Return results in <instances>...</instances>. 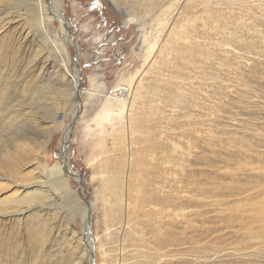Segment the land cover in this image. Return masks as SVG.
<instances>
[{"label":"rangeland","instance_id":"374dc122","mask_svg":"<svg viewBox=\"0 0 264 264\" xmlns=\"http://www.w3.org/2000/svg\"><path fill=\"white\" fill-rule=\"evenodd\" d=\"M117 1L124 12L111 0H63L69 41L55 19L80 94L40 69L33 43L11 58L1 52L12 75L4 96L23 110L21 126L34 144L43 127L52 132L45 149L16 167L33 177L35 167L65 162L79 175L82 182L66 172L82 196L83 188L97 240L88 244L78 216L72 241L82 246L77 254L94 253V264H264V0ZM134 16L142 24L128 23ZM0 175L11 176L6 169ZM15 190L24 189L14 183L6 193ZM22 208L11 222L0 218V236L16 234L0 264H65L71 251L60 248L71 224L51 221L42 242L38 227L26 224L38 208Z\"/></svg>","mask_w":264,"mask_h":264},{"label":"bare ground","instance_id":"6f19581e","mask_svg":"<svg viewBox=\"0 0 264 264\" xmlns=\"http://www.w3.org/2000/svg\"><path fill=\"white\" fill-rule=\"evenodd\" d=\"M111 1L113 5L116 7V9H118V12H124L123 9L117 7V4H119L117 0H111ZM0 3H2V6L0 8V14L5 15L3 20L1 19L0 21L1 22L0 30H3L5 27L11 25L12 23H15V26H11L10 29L7 27L9 30L7 32L5 31L6 33H4L2 37H0V50L4 49L0 51V119L1 118L3 120L9 119V121H5V122L3 121L4 123L0 128L1 131L0 145L2 146L0 147L2 149L0 150V169L2 170L6 169V171H8L11 174V176L0 175V180H1L0 182H2L0 183V218L2 219L6 218L8 221L11 222L13 220V216L25 214L27 208H22L23 205H26L28 208L32 207L33 205L36 206L38 209L32 213L33 216H31L30 221L26 222V224L29 226V228L38 227L37 229H39V232L37 235L41 237L42 242L46 240L45 237L48 232L47 230L48 225L49 223H51V221L53 223L54 222L56 223V219L58 218H61L62 220H67L68 223L71 224L70 226H72V233H70L71 237L69 238L68 235L64 234L65 236L64 239L68 241V244L62 245L60 250L62 253L65 254L66 249H69L71 253L67 258L68 260L66 259H65L66 261L63 260L64 263L66 262L67 264H81L82 261L85 258H87L90 260L91 264H94L93 263L94 253H92V251L88 253L87 249L84 248L82 249V251H80V253L77 254V249L81 248L82 246L79 244H75V242L72 241L75 233L73 232V228L75 227L74 222L77 220L78 216H80L85 221V226H86L85 234L88 244L93 245L94 242L97 240V238L93 239L92 234L90 235L91 232L89 228L90 227L89 221H90L91 208L88 204H86L83 196L78 194L72 188L70 179L68 178V176H66V172L68 171L66 168V163L64 162L65 164L63 163L62 165L60 164L57 165L56 167H48L46 164H44L43 165L44 169L42 170L44 173L38 170V167H35L37 173L33 177H31L32 175L22 176L21 173L19 172L20 165L16 167L19 161L21 164L27 165V163L33 160V157L31 156L32 151L41 152L43 149H45L47 144L51 140L52 132L51 130H49L50 128L45 129L43 127V132L40 133L41 139L34 144L32 142L34 137L30 135L31 134L29 133L30 131L27 128H23V126H21L22 122L26 123L23 118L24 113H20L23 110L21 111V109L19 110L15 108L16 102L7 101L6 96H8L7 95L8 93L6 92L7 94L6 96H4L5 94V91L3 89L4 87L2 88V84L7 80V77L11 75V74L10 75L7 74V71H5L4 69L5 66L4 64H6L5 61H8L7 63L9 64L10 62L9 59L11 58V56H13L11 53L12 51L16 50L15 49L16 47L21 48V45L27 47L28 45H30V43H33L35 47L34 48L35 52H33V54L35 53L40 58V62H41L40 69L44 71L45 69L50 70L51 74H49V76L52 78V81L55 80L58 83L65 81L66 84L69 83L71 88L70 91L71 95L79 94L83 92L81 90L82 88H81L80 79L77 77L78 68L76 69V71H73L71 69V59H72L71 55L68 49L64 47V39L61 38V34L57 30L58 28L55 25V19L59 18L61 20V27L59 28L65 33L64 34L65 39L69 41L70 36L68 37V35H66V29L68 27V23H66V19L64 18V13L62 9L64 5L63 0H0ZM131 22L135 24H142L139 21V19H137L135 16L129 18L128 23ZM144 31L143 34L141 35L142 38L141 43L143 44L149 41ZM157 44H158L157 42L150 43L151 51L157 49ZM74 45L78 49L77 44L74 43ZM3 51L7 55L6 54L3 55L1 53ZM16 51L15 53H17ZM149 54H150V50H149ZM5 55L10 58H6L8 60L4 59ZM10 66H11V62L9 67ZM30 80L31 79H29V82ZM10 81L7 80V82ZM29 82L27 81L25 85L26 87ZM29 84L32 85L33 83H29ZM46 86L49 87L50 85L46 84ZM28 87L30 86L28 85ZM7 88L6 91L8 90ZM64 88L66 89V87ZM26 89L28 90V88ZM122 89L123 87L120 88V90ZM21 90L23 91V88ZM24 91L26 92V90ZM25 92H23V94H25ZM84 92L90 94L92 93L91 89L86 90ZM11 96L10 97L8 96V98H11ZM109 97L112 96L109 95ZM114 97L116 100H121L123 102H127L130 100V99L128 100V98L125 95H118ZM55 100L57 99L55 98ZM54 103H56V101H54ZM54 103L52 106L55 105ZM29 104L31 105L30 102ZM43 104H47V103H43ZM59 104L60 103H58L57 105ZM57 105H55V107ZM39 106H42V104ZM52 106L50 107L48 106V107L52 109L53 108ZM11 107H13L12 109L14 111L9 113ZM78 108L79 106H77V109ZM41 109H45V108L41 107ZM55 109L57 108H53L54 111ZM77 109L74 110V114H76ZM31 114H33V116L35 115L34 113ZM29 116L32 117V115ZM59 116L60 113L58 114V117ZM40 122L41 121L39 119H35L36 124H41ZM73 128H74L73 126L69 127V129L65 133L64 136L65 141H67V138H69L70 133H72L73 131ZM3 132H5L6 134H4ZM4 136L8 137L9 141H12L13 143L7 144L5 141H2V138H4ZM8 139H6V141H8ZM29 141L33 143L32 149H29L31 148ZM2 180L3 181L7 180L8 182H3ZM14 183L16 184V186H19L24 190L23 191L15 190L6 193V191H9L11 189ZM32 187L33 189H29ZM124 199H121V203L119 201L120 199H118L119 203L125 204V202L122 203V200ZM126 207L128 211L129 209H131L130 202L126 203ZM120 213H122L121 209H119V214ZM37 221L40 224H37L36 223ZM12 227L13 225L10 228L12 229ZM50 227L52 228L53 224H50L49 228ZM1 234L2 236H0V253L3 252L4 246L7 243H9L16 235L13 234L11 231L9 233H1ZM32 240H36V236H34Z\"/></svg>","mask_w":264,"mask_h":264},{"label":"water","instance_id":"95a60500","mask_svg":"<svg viewBox=\"0 0 264 264\" xmlns=\"http://www.w3.org/2000/svg\"><path fill=\"white\" fill-rule=\"evenodd\" d=\"M78 56H79V55H78ZM76 57H77V56H76ZM76 62H78V61H76ZM79 94H80V93H79ZM77 115H79V113H77ZM65 149H66V147H65ZM65 149H64V150H65ZM68 173L71 174V175L73 174V175H75L76 177L79 178V175H78L76 172L68 171ZM79 181L82 182V181L80 180V178H79ZM80 191H82V194H83V196L85 197L86 195H85V193H84V191H83L82 186H81Z\"/></svg>","mask_w":264,"mask_h":264},{"label":"built area","instance_id":"2783aa9c","mask_svg":"<svg viewBox=\"0 0 264 264\" xmlns=\"http://www.w3.org/2000/svg\"><path fill=\"white\" fill-rule=\"evenodd\" d=\"M124 88V87H123ZM126 89H123L124 90V92L126 93V95L127 94H129V91H128V87H125ZM65 117H66V115L64 116V118H59V120H64L65 119Z\"/></svg>","mask_w":264,"mask_h":264}]
</instances>
